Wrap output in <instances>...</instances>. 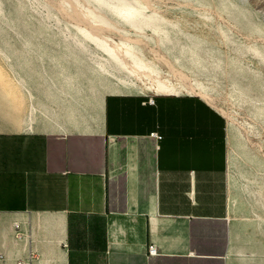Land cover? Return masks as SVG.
I'll use <instances>...</instances> for the list:
<instances>
[{
    "label": "crops",
    "instance_id": "crops-1",
    "mask_svg": "<svg viewBox=\"0 0 264 264\" xmlns=\"http://www.w3.org/2000/svg\"><path fill=\"white\" fill-rule=\"evenodd\" d=\"M227 125L191 93L111 91L90 127L0 131V264H264V212L231 211Z\"/></svg>",
    "mask_w": 264,
    "mask_h": 264
},
{
    "label": "rangeland",
    "instance_id": "rangeland-1",
    "mask_svg": "<svg viewBox=\"0 0 264 264\" xmlns=\"http://www.w3.org/2000/svg\"><path fill=\"white\" fill-rule=\"evenodd\" d=\"M138 1L156 19L137 30L101 5L100 34L132 40L162 79L204 86L227 119L231 211L264 212V0ZM66 2L0 0V131L84 129L105 93L153 80L116 66Z\"/></svg>",
    "mask_w": 264,
    "mask_h": 264
},
{
    "label": "bare ground",
    "instance_id": "bare-ground-1",
    "mask_svg": "<svg viewBox=\"0 0 264 264\" xmlns=\"http://www.w3.org/2000/svg\"><path fill=\"white\" fill-rule=\"evenodd\" d=\"M66 3H71L74 7V10L77 14L81 16V18L86 22L84 28L80 30L83 31V34L88 36L92 41L97 43L100 47L107 50L114 58L115 65H126L129 73L136 74V68L139 69L146 76L153 78L150 84L145 85L144 87H136V82L130 80V86L125 90L123 89H113L112 91L124 92V91H138V92H162V93H180L182 89H187L191 94L200 96L210 102L213 106H215L218 110H220L225 115V110L218 105H216L214 99L204 89V86L201 83L194 82L193 80L185 84H175L170 80L162 79L159 70L150 63L148 60H144L143 53L141 50H137L133 44L132 40L128 43L121 42V44L117 43H109L110 35L108 34H100L98 28L103 25H108V18L105 14L99 13L101 5L110 6L112 10H114L117 14L121 15L122 18L126 21V23L134 28L139 30L144 24L150 23L152 20L156 19L155 14H146L145 8L146 5L140 4L138 0L130 1V0H118L117 2H113L111 0H97L98 5L93 6L92 1H88L91 5L85 6L79 0H64ZM96 1V0H94ZM69 5V4H68ZM85 9L87 13L83 11ZM89 15H92L91 18ZM90 23V24H89ZM159 26V25H158ZM155 27L154 30H160V27ZM112 39V38H111ZM85 49H88L87 45H83ZM124 49L123 54H119L118 52ZM154 55H159L158 51H154ZM164 60H169L165 55H162ZM171 62V61H170ZM176 71V70H175ZM138 74V72H137ZM155 75V76H154ZM141 78L140 76H138ZM135 88V90H134Z\"/></svg>",
    "mask_w": 264,
    "mask_h": 264
},
{
    "label": "built area",
    "instance_id": "built-area-1",
    "mask_svg": "<svg viewBox=\"0 0 264 264\" xmlns=\"http://www.w3.org/2000/svg\"><path fill=\"white\" fill-rule=\"evenodd\" d=\"M151 102H154L153 98H150ZM151 136L156 138V139H160L162 136L158 133V132H152ZM15 227V237L17 239H22L24 237L23 232L20 230V225L18 223H15L14 225ZM149 254L153 255L156 252V247L154 246V244L149 245ZM0 257H2V255H0ZM36 254L33 252H30L28 255V262H32L34 260V258H36ZM25 262L23 260H20L17 262V264H24Z\"/></svg>",
    "mask_w": 264,
    "mask_h": 264
}]
</instances>
